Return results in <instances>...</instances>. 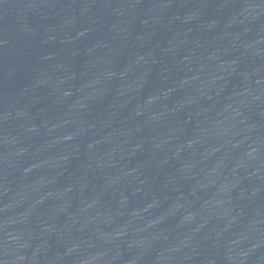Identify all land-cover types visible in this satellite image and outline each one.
<instances>
[{"label":"water","instance_id":"obj_1","mask_svg":"<svg viewBox=\"0 0 264 264\" xmlns=\"http://www.w3.org/2000/svg\"><path fill=\"white\" fill-rule=\"evenodd\" d=\"M0 264H264V0H0Z\"/></svg>","mask_w":264,"mask_h":264}]
</instances>
